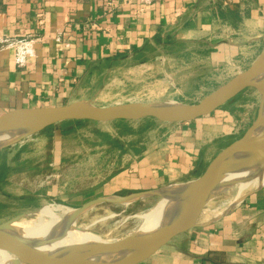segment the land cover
Returning <instances> with one entry per match:
<instances>
[{"label": "crops", "instance_id": "obj_1", "mask_svg": "<svg viewBox=\"0 0 264 264\" xmlns=\"http://www.w3.org/2000/svg\"><path fill=\"white\" fill-rule=\"evenodd\" d=\"M157 42L203 47L214 78L228 82L264 48V0H0V115L86 101L103 65L130 61ZM221 109L190 123L156 124L132 165L112 175L116 192L103 196L200 177L241 130ZM248 193L228 212L206 209L202 226L141 264H264V175Z\"/></svg>", "mask_w": 264, "mask_h": 264}, {"label": "rangeland", "instance_id": "obj_2", "mask_svg": "<svg viewBox=\"0 0 264 264\" xmlns=\"http://www.w3.org/2000/svg\"><path fill=\"white\" fill-rule=\"evenodd\" d=\"M153 44L130 61L120 58L112 65H103L98 75L96 72V80L88 82L86 102L107 107L171 102L166 98L174 97L179 101L176 103L190 105L200 102L227 81L214 78L217 68L207 60L203 47L175 43L166 48ZM181 54L184 56L178 57ZM156 58L165 59V63L157 62ZM258 105L257 92L246 90L221 109L242 123L238 138L254 121ZM156 124L152 120L127 125L66 122L1 149L0 224L39 210L40 213L20 222L36 218L43 224L62 218L55 212L57 207L74 211L90 200L113 194L116 190L111 188L112 175L132 165L131 149L141 148L143 141L155 132ZM261 183L256 181L244 188L239 183L211 201L206 209L214 210L215 215L225 213L234 201ZM161 200L154 197L128 206L94 207L79 217L65 236L71 244L80 246L85 241L114 243L143 233L147 226L143 215ZM76 227L82 231H76ZM0 264L22 263L0 250Z\"/></svg>", "mask_w": 264, "mask_h": 264}, {"label": "water", "instance_id": "obj_3", "mask_svg": "<svg viewBox=\"0 0 264 264\" xmlns=\"http://www.w3.org/2000/svg\"><path fill=\"white\" fill-rule=\"evenodd\" d=\"M246 90H254L259 95L254 121L240 138L211 161L197 179L152 191L102 196L90 200L72 211L64 222V229L57 236H41L24 244L12 239V226L37 211L30 215L17 216L0 224V250L7 251L26 264H141L160 249L171 246L177 236L202 226L199 219L209 203L237 186L238 182L227 184L230 178L247 174L252 179L264 174V48L248 69L238 73L196 104L135 102L99 107L86 101H77L60 107L21 109L0 115V135L26 131L15 142L1 146V150L49 127L66 122L106 124L152 120L159 124L190 123L212 115ZM169 187H176L171 195V214L169 220L162 223L155 232H140L114 243L94 242L72 250H58L54 247L53 251L39 250L62 239L79 217L94 207L128 206L154 197L163 199L164 190ZM250 194L236 200L227 212ZM76 231L82 230L76 227ZM84 256L91 260H83Z\"/></svg>", "mask_w": 264, "mask_h": 264}, {"label": "bare ground", "instance_id": "obj_4", "mask_svg": "<svg viewBox=\"0 0 264 264\" xmlns=\"http://www.w3.org/2000/svg\"><path fill=\"white\" fill-rule=\"evenodd\" d=\"M25 134H26V131H20V132H10V133L0 135V147L6 144H9V143L15 142L16 140H18L21 136ZM256 181L257 183L262 182L263 175H259L256 178H252V179L249 178L247 174L237 175L235 177L230 178L227 181V184L238 182L237 185L241 183V188L242 187L244 188L246 185L250 183L254 185ZM174 189H176V187H170L168 189H165L164 190L165 197L158 203V205H156V207L152 211L143 215L146 218L145 221L147 225L146 227L143 228L144 229L143 233L155 232L154 231L155 229L157 230L162 223L167 222L169 220V217L171 214L170 213L171 208L173 206V202H172L173 200H171V195H173V192H175ZM40 212L41 210L37 211L34 214H38ZM55 212H58L62 216V218L57 217L43 224H41L36 218L31 219L28 222H19V223L14 224L12 226V230L10 233L12 239L16 242L24 244V243L36 240L37 238H40L41 236L42 237L57 236L58 232L64 229V222L66 218L72 213V211L57 207L55 209ZM69 241L70 240L67 238V236H64L62 239L54 241L52 246H45V247L40 248L39 250L53 251L52 247L58 250H72L78 247H83L86 244H90L89 241H85V243H83L82 245L76 246V245L71 244ZM82 259L85 261L91 260L90 257L88 256H84L82 257ZM22 264H26V263H22Z\"/></svg>", "mask_w": 264, "mask_h": 264}, {"label": "trees", "instance_id": "obj_5", "mask_svg": "<svg viewBox=\"0 0 264 264\" xmlns=\"http://www.w3.org/2000/svg\"><path fill=\"white\" fill-rule=\"evenodd\" d=\"M159 42H157L158 44ZM172 44V43H171ZM174 44V43H173ZM171 46V45H170ZM169 44H166L165 47L166 48H170ZM147 121V120H146ZM72 123H90V122H72ZM116 123H122V124H128V123H132V122H116ZM128 146H131V144H127ZM140 147V146H139ZM141 148H139L138 150L136 149H131L132 152H134V154H138L140 152Z\"/></svg>", "mask_w": 264, "mask_h": 264}]
</instances>
